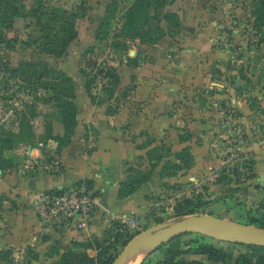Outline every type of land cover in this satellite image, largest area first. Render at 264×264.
Returning a JSON list of instances; mask_svg holds the SVG:
<instances>
[{"label": "crops", "instance_id": "obj_1", "mask_svg": "<svg viewBox=\"0 0 264 264\" xmlns=\"http://www.w3.org/2000/svg\"><path fill=\"white\" fill-rule=\"evenodd\" d=\"M183 32L174 56L167 58L166 41L161 39L150 45L147 60L131 72L138 79L134 101L142 102L138 113L131 112L130 102L112 114L92 104L83 80L76 89L78 122L68 145L57 152L58 143L52 144L56 142L52 139L45 145L48 148L39 147L43 142L39 141L13 146L3 154L14 167L0 169V249H13L21 257L31 250L29 264H56L74 240L101 238L117 228L121 218L145 220L156 205L153 197L159 201L171 195L169 201L175 203L203 199L207 203L202 212L244 224H249V214H264L263 74L250 76L253 82L248 88L249 77L235 74L228 50L217 47L211 33ZM214 70L220 78L212 77ZM230 73L236 75L234 83ZM250 95L258 97L255 105ZM230 109L235 117L229 116ZM228 124L241 126L248 134L242 149L251 161V171L243 167L223 172L219 148ZM43 126L37 134L44 132ZM58 131L53 134L64 132L61 123ZM185 148H189L190 163L176 155ZM46 152L57 166L31 170L30 165L44 161ZM132 170L150 172L149 179L121 196L123 183L135 174ZM80 182L95 191L99 204L90 228L50 236L38 232L41 223L33 198Z\"/></svg>", "mask_w": 264, "mask_h": 264}, {"label": "rangeland", "instance_id": "obj_2", "mask_svg": "<svg viewBox=\"0 0 264 264\" xmlns=\"http://www.w3.org/2000/svg\"><path fill=\"white\" fill-rule=\"evenodd\" d=\"M37 1L39 0H24L27 8L33 6ZM111 1L43 0V3L46 4L45 6L49 8L63 7L74 10L80 4H84L87 8V13L84 16H80L77 20V37L70 43L67 51L60 57L45 53L37 44L28 45V43H25L31 39V36H36L35 28L32 24L34 22L33 18L19 19L14 29L7 32L9 38L17 37L19 41L16 43L14 49L7 47L5 44H0V137L3 135V138H7L8 132H18L20 127L27 124V120H29L35 136L31 138L29 130L26 128L22 139L13 137L14 146H32L37 145L39 141H43L45 145H48L51 144L49 141L52 139L44 137L45 129L50 126L53 133L59 132V123L62 124L58 108L53 103L45 100L51 93H47L42 87L28 86L22 80V77L18 75L13 76L11 69L5 71V67L2 64L7 62L9 63V68L17 67L21 62L25 61L45 63L54 70L49 75L53 76V79L55 78L54 74L64 73L69 75L74 79L76 89L79 87L78 82L84 80L83 90L87 92V79L81 73V69H85L90 79L98 74L92 82L91 89L95 95L94 101L91 100L92 104L104 106L107 112L113 113L123 108V106H126L127 102L133 105L131 107L132 113H138L142 109V102L134 101V98L137 97L136 86H138V79L137 77L134 78L131 72L147 60L146 52L149 51L150 45H142L138 40L128 41L129 48L124 49L121 46L118 47V41L114 43L112 37L114 32L121 26V16L124 10L135 0H118L119 11L116 18L111 21V34H109L107 39L101 41H96L95 39L97 29L105 18L106 9ZM259 8V0H168L165 10L178 14L181 20V27L171 29L167 28L166 24H164L165 29H167V33L163 38L166 41V52L164 53L167 58H171L179 50V35L185 33L183 30L195 35L211 33V37L215 38L216 46L228 50V58L232 64V69L236 71V75L239 74L241 77H249V79L250 76L256 78L255 75L257 74L259 76L263 74L262 77H264V24L263 22H259V24H262L256 26V14H259ZM183 24L187 27H182ZM129 58H133L134 60L131 61ZM94 61L96 62V66L90 64ZM137 63L138 65L135 66ZM111 66L115 67L120 75V83L116 87L117 89L113 98H110L108 94V89L111 87V78L105 73H97L98 69L101 70L104 68L106 72ZM217 73L219 71H213L212 77L214 79L220 78ZM236 75L231 74L230 81L232 83L237 79ZM249 81L246 80L245 84L249 85L253 82L251 79ZM251 86L249 85L248 88ZM252 96L249 99L251 100V104L255 105V98L258 97L254 98ZM134 102L135 104H133ZM178 103L179 101H177V105H179ZM230 110L228 112L229 116L231 118L235 117L236 112L234 109ZM5 115L9 116L8 120L2 123L1 119ZM258 120L255 121V126L259 122ZM42 126L44 127V132L37 134V128H41ZM87 129L89 133L92 131V134H95L94 128H88L87 126ZM230 129H239L243 133L242 146H245L249 141V137L244 129L236 124L230 125L228 130ZM263 129L264 126L262 125L261 131ZM57 134H54L55 138L53 140L56 141L52 143L54 145H57L58 137L61 138L63 135ZM45 148H48V146H45ZM221 148L222 145L219 148V152H222ZM6 151L0 147V155H3ZM245 154L246 151L244 150ZM246 155L244 156V160L247 159ZM52 161L53 157L49 160L45 157L43 162L51 164ZM242 165H245L244 161H242ZM234 168L235 166L231 164L223 172H231ZM169 198H171V195L157 201L158 198L153 197L152 199H156V205H153L148 211L145 220H141L138 217L135 218L137 221L136 228L132 229L125 223L126 226L117 227L113 231L111 230L107 234H104L100 239H105L106 242L103 244L111 246L110 253L117 256L128 244L126 242H129L143 230L153 228L158 224L173 222L184 217L176 213V203L169 201ZM202 203H207V201L196 199L193 202V208L198 212L196 214H205L199 208ZM260 206L263 205L261 204ZM258 216H261V214ZM251 225L261 227L259 223ZM201 243L213 244L235 256L240 253H252L244 245L191 233L182 237L176 236L154 249L146 248L142 250L137 254L139 256L138 258L141 257L138 259V264H163L170 259L176 262L181 259H198L208 264H215L209 261L205 255L194 253ZM32 252L29 250L22 257L20 254L14 252L15 255L10 264H29L28 262L33 256ZM179 252H182L181 256H179ZM97 253L98 250L92 252L93 256ZM3 262L6 264L9 262V259Z\"/></svg>", "mask_w": 264, "mask_h": 264}, {"label": "trees", "instance_id": "obj_3", "mask_svg": "<svg viewBox=\"0 0 264 264\" xmlns=\"http://www.w3.org/2000/svg\"><path fill=\"white\" fill-rule=\"evenodd\" d=\"M168 0H135L126 10H124L122 22L120 28H118L113 34V42L118 44L124 49H128V41H139L142 45H154L163 39L167 33L164 24L167 28H180L181 20L178 14L166 11ZM119 1L112 0L106 9V16L100 23L95 39L101 41L107 39L111 34V21L116 18L119 11ZM43 0L37 1L33 6L27 8L24 0H0V44H5L7 47L14 49L16 43L19 41L17 37L9 38L7 32L14 29L15 24L19 19L33 18L32 23L35 28L36 36H31L29 41L25 43L37 44L47 54L54 56H62L69 47L70 43L77 37L78 31L76 28L77 20L80 16H84L87 13V8L84 4H80L76 9L69 10L63 7H48L45 6ZM259 14H256L257 25L259 22L264 24V0H259ZM122 12V11H121ZM133 61V58H129ZM93 66H96V62H91ZM5 67V71L11 69L13 76H20L25 83L32 87L36 86L43 88L49 94L45 98L47 102L53 103L59 110L61 115L60 120L64 126V134L61 138L57 139V152L68 145L72 136L74 135L75 128L77 126L78 108L76 104V83L74 79L64 73L54 74L53 69L45 63L34 62H21L17 67L9 68V63L2 64ZM135 64V66H137ZM81 73L86 77V90L94 101L95 95L92 93L93 80L90 79L86 70L81 69ZM97 73H105L111 78V87L108 89L110 98H113L116 92V87L120 83V75L117 69L113 66L108 68L105 72L104 68ZM40 99V98H38ZM113 113V112H109ZM25 117V116H24ZM27 120V119H26ZM25 121V120H24ZM22 125L18 132H8L7 138L0 137V147L3 150L13 148V137L23 138L26 128L29 130V135L33 138L35 135L32 131V126L29 124ZM18 133V134H14ZM44 137L47 139H54L53 130L50 126L45 129ZM157 149H153L156 151ZM178 158H181L185 163L192 161L189 148H185L182 152L176 154ZM45 157L49 160L50 156L47 152ZM160 158H158L159 161ZM244 168L249 171L252 170L251 161L245 159ZM14 167L13 162L5 159L3 155H0V169H6ZM179 166H175L177 170ZM133 171V170H132ZM129 177V180L123 183L119 194L121 196H127L137 190L141 184L149 179L150 172H142L140 170L133 171ZM89 186V185H88ZM90 187V186H89ZM201 200V199H199ZM195 200L191 198H184L181 201L176 202V213L181 216H187L198 213L193 208V202ZM205 203H202L199 208L203 207ZM264 205V204H263ZM249 224L259 223L264 228V214L261 216H251L249 214ZM117 227L126 226L125 223H117ZM191 234V233H186ZM186 234H180L177 237H182ZM132 238V237H131ZM106 240L100 238H93L86 242L72 241L71 247L61 253L60 259L56 264H112L115 259V255L110 253V247L106 246ZM128 241L126 242V244ZM105 245V246H104ZM240 245V244H238ZM252 253H240L235 256L229 254L222 248H219L213 244L201 243L200 246L194 251L195 254L205 255L209 261L215 264H264V247L256 245H244ZM98 250V253L93 256L92 252ZM182 252H179L181 256ZM14 257L13 249H0V264H5V260H11ZM163 264H208L201 260H185L179 261L169 260Z\"/></svg>", "mask_w": 264, "mask_h": 264}, {"label": "built area", "instance_id": "obj_4", "mask_svg": "<svg viewBox=\"0 0 264 264\" xmlns=\"http://www.w3.org/2000/svg\"><path fill=\"white\" fill-rule=\"evenodd\" d=\"M231 111V110H230ZM229 111V112H230ZM243 133L238 129H230L223 136L221 166L226 168L233 164L236 169H243L244 150L242 149ZM39 147L45 144L39 142ZM56 162H40L29 166L32 170L50 169L56 167ZM234 168V169H235ZM36 213L41 223L38 232L48 236L60 234L66 230L83 231L89 229L98 214L99 204L95 191L85 182H80L69 188L43 192L34 198ZM119 220L120 218H112ZM120 223H127L130 228L137 227L135 218H121Z\"/></svg>", "mask_w": 264, "mask_h": 264}, {"label": "water", "instance_id": "obj_5", "mask_svg": "<svg viewBox=\"0 0 264 264\" xmlns=\"http://www.w3.org/2000/svg\"><path fill=\"white\" fill-rule=\"evenodd\" d=\"M186 233H197L240 245L264 247V228L205 214H191L139 232L117 254L112 264H126L146 248H156Z\"/></svg>", "mask_w": 264, "mask_h": 264}, {"label": "bare ground", "instance_id": "obj_6", "mask_svg": "<svg viewBox=\"0 0 264 264\" xmlns=\"http://www.w3.org/2000/svg\"><path fill=\"white\" fill-rule=\"evenodd\" d=\"M139 256H135L133 259H131L130 261H128L126 264H138V259H140V258H138ZM136 258V259H135ZM135 259V260H134Z\"/></svg>", "mask_w": 264, "mask_h": 264}]
</instances>
